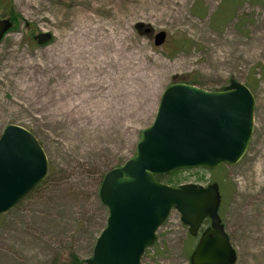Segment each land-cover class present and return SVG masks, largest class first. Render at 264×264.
Segmentation results:
<instances>
[{"label": "rangeland", "instance_id": "374dc122", "mask_svg": "<svg viewBox=\"0 0 264 264\" xmlns=\"http://www.w3.org/2000/svg\"><path fill=\"white\" fill-rule=\"evenodd\" d=\"M0 17L15 19L0 44V136L31 131L52 172L0 216V264H87L109 217L105 174L136 155L165 89L185 81L211 92L237 81L255 96L243 159L168 185L218 183L236 264H264V0H0ZM98 24L126 34L122 53L99 48ZM42 32L49 44L34 40ZM197 242L173 210L141 264H191Z\"/></svg>", "mask_w": 264, "mask_h": 264}, {"label": "water", "instance_id": "95a60500", "mask_svg": "<svg viewBox=\"0 0 264 264\" xmlns=\"http://www.w3.org/2000/svg\"><path fill=\"white\" fill-rule=\"evenodd\" d=\"M12 28L10 19L0 18V44ZM52 37L42 32L34 39L46 45ZM166 40L162 31L154 44L162 47ZM255 106L250 88L237 81L212 92L186 83L169 85L153 124L142 131L136 155L104 176L99 196L109 217L86 263L141 264L157 231L177 210L190 235H200L191 264H236L237 252L219 214V184L175 187L157 177L238 164L253 137ZM47 174L46 153L32 132L7 125L0 136V216L13 210ZM207 220L210 226L201 232Z\"/></svg>", "mask_w": 264, "mask_h": 264}, {"label": "bare ground", "instance_id": "6f19581e", "mask_svg": "<svg viewBox=\"0 0 264 264\" xmlns=\"http://www.w3.org/2000/svg\"><path fill=\"white\" fill-rule=\"evenodd\" d=\"M108 29L110 31L108 34H104V30ZM91 34L97 38H101L99 41V48L101 50H107L110 53H122L124 51L123 44L126 39V34H117L112 28L107 25L98 24L95 28L89 29ZM108 60V58H107ZM115 62L111 60L110 63ZM103 66V65H101Z\"/></svg>", "mask_w": 264, "mask_h": 264}, {"label": "trees", "instance_id": "16d2710c", "mask_svg": "<svg viewBox=\"0 0 264 264\" xmlns=\"http://www.w3.org/2000/svg\"><path fill=\"white\" fill-rule=\"evenodd\" d=\"M13 22H14V25H15V19L14 18H10ZM14 29V27L12 28V30ZM11 30V31H12ZM10 31V32H11ZM184 83H186V84H190V85H195L196 86V83H195V81H185ZM182 171V170H181ZM181 171H176V172H174V173H172V174H170V175H166V176H159V177H157V180L159 181V182H161V183H167V184H170V181H171V179H172V177H173V175H175V174H178V173H180ZM106 175V174H105ZM52 176V172H51V174H48L47 175V177L45 178V180L36 188V190L37 189H39L40 187H42V186H44L45 185V183L48 181V179H50V177ZM222 197H223V199H224V195L222 194ZM207 224L209 223V222H206ZM72 256V255H71ZM73 259V261H72V264H82V262L81 261H79V259L78 258H76V257H73L72 258Z\"/></svg>", "mask_w": 264, "mask_h": 264}]
</instances>
